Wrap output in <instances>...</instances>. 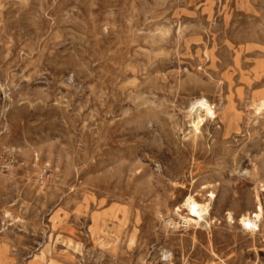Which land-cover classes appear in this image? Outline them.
<instances>
[{"label":"rangeland","instance_id":"rangeland-1","mask_svg":"<svg viewBox=\"0 0 264 264\" xmlns=\"http://www.w3.org/2000/svg\"><path fill=\"white\" fill-rule=\"evenodd\" d=\"M0 264H264V0H0Z\"/></svg>","mask_w":264,"mask_h":264},{"label":"bare ground","instance_id":"bare-ground-1","mask_svg":"<svg viewBox=\"0 0 264 264\" xmlns=\"http://www.w3.org/2000/svg\"><path fill=\"white\" fill-rule=\"evenodd\" d=\"M199 105V109L198 111L201 112L202 111V107L204 106L203 102H196ZM196 105V104H195ZM195 111L194 107L191 109L190 114H192ZM199 116V114L197 115V117ZM184 204L188 207V210L191 213H196L198 211L197 209V201L195 200L194 196L192 195H188L185 199H184ZM227 219H230L229 216H227ZM256 228V223L252 222L251 223V229L254 230Z\"/></svg>","mask_w":264,"mask_h":264}]
</instances>
